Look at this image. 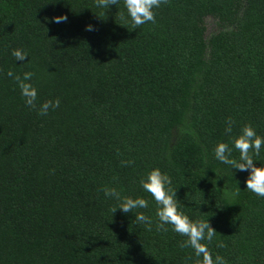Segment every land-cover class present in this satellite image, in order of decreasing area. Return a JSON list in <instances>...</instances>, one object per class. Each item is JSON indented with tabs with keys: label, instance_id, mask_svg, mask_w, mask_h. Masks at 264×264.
I'll list each match as a JSON object with an SVG mask.
<instances>
[{
	"label": "trees",
	"instance_id": "16d2710c",
	"mask_svg": "<svg viewBox=\"0 0 264 264\" xmlns=\"http://www.w3.org/2000/svg\"><path fill=\"white\" fill-rule=\"evenodd\" d=\"M154 12L133 29L123 0H0V264H199L186 237L157 229L140 184L156 167L180 210L217 230L213 257L264 264V197L214 156L225 142L238 160L246 125L264 136V0H164ZM209 16L220 30L207 39ZM9 71L31 72L38 103L60 106L28 107ZM250 154L264 162V146ZM105 187L146 199L134 211L151 226L113 213Z\"/></svg>",
	"mask_w": 264,
	"mask_h": 264
},
{
	"label": "clouds",
	"instance_id": "9594fccd",
	"mask_svg": "<svg viewBox=\"0 0 264 264\" xmlns=\"http://www.w3.org/2000/svg\"><path fill=\"white\" fill-rule=\"evenodd\" d=\"M163 2L164 0H123V6L131 19L133 29L148 22H155L154 10L159 8ZM119 3L120 0H97L99 7L117 6ZM53 22L57 24L67 22V16H56L53 18ZM85 30L92 31L93 26L91 24L86 25ZM11 54L17 61L23 62L28 58L27 54L21 49H15ZM8 76L16 81L24 103L30 108H36L40 115H47L50 109L55 110L60 106L58 98L38 103V90L30 83L32 79L31 72H25L21 77L9 71ZM232 123L230 119L227 121L225 132L230 133L232 131ZM232 143L239 152L238 160L232 158V148L225 142H219L216 145L214 149L215 159L222 164L231 166L232 169L247 171L245 188L259 197H264V162L257 166L255 163L257 160H254L253 155L250 154L251 150L252 153L259 155L262 146H264V136L258 135L251 125H246ZM171 183V178L158 167L151 169L140 181L143 190L149 193L157 204L156 216L159 220L157 229L167 231L165 225H171L174 232L186 237L181 247L191 248L199 264H226L223 257L219 255L213 257L208 247V244L213 241L217 230L211 226L209 220L194 221L180 210L176 199L177 192L172 190ZM213 183H215V180H213ZM103 191L106 197L119 201V206L112 210L113 213L117 209L125 214L133 213L138 224L151 226L152 220L150 217L142 212L134 211L135 209L147 208L148 201L146 199L142 197L121 198L115 188L105 187Z\"/></svg>",
	"mask_w": 264,
	"mask_h": 264
},
{
	"label": "rangeland",
	"instance_id": "374dc122",
	"mask_svg": "<svg viewBox=\"0 0 264 264\" xmlns=\"http://www.w3.org/2000/svg\"><path fill=\"white\" fill-rule=\"evenodd\" d=\"M205 23H206V37L207 39H209L213 34H215L216 32H218L220 30L217 20L214 17H207L205 19Z\"/></svg>",
	"mask_w": 264,
	"mask_h": 264
}]
</instances>
